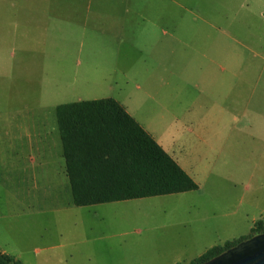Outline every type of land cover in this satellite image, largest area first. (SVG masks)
I'll use <instances>...</instances> for the list:
<instances>
[{"label": "rangeland", "instance_id": "1", "mask_svg": "<svg viewBox=\"0 0 264 264\" xmlns=\"http://www.w3.org/2000/svg\"><path fill=\"white\" fill-rule=\"evenodd\" d=\"M235 1L249 4L248 0H225V6L230 8ZM220 3L219 0H0L2 247L20 255L27 264H190L215 246L247 238L255 224L264 221L263 108L250 105L229 111L227 106L231 104H225L220 126L210 120L190 126L184 120V112L199 97L197 91L193 93L192 84L179 78L166 79L164 76L171 69L165 65L159 66L157 77L140 78L151 72L150 65L143 70L141 64L143 58L152 56L151 49L143 56L135 50H122L128 57L129 78L121 79L118 86L112 83L98 90L93 83L83 81L93 74L86 70L89 49L98 50L97 56L103 55L100 62L114 71L117 64L112 61L115 63L120 51L114 46L89 47L90 34L102 29L86 22L87 18L97 17L94 12L110 9L112 13L99 15L109 20L110 25L105 28L117 29L120 18L146 28L152 22L165 26L163 14L157 13L169 6L175 9L173 24L187 29L170 33L189 45L196 33L190 26L211 20L223 27L225 58L234 49V54L241 57V70H254L263 86L264 31L254 32L249 47L238 46L232 39L241 37L247 43L248 32L240 35L232 31L226 18L223 23L217 21ZM152 7L158 9L147 15ZM125 8L132 11L127 16L120 15L119 9ZM154 17L162 18L151 21ZM263 20V15L258 14L257 21ZM135 33L139 32L129 30L128 35L134 38ZM111 34L115 39L114 32ZM112 37L105 40L112 41ZM163 39L172 41L171 37L160 35V40ZM175 44V72L183 76L186 72L199 73L197 48ZM159 50L164 56L163 48ZM97 65L102 64L97 61ZM74 75L79 78L76 83ZM168 81L170 85L166 84ZM185 89L190 90L188 96L183 94ZM110 97L119 99L157 140L164 142L195 180L197 190L86 207L71 203L67 208L66 201L69 196L71 199L68 191L25 188L32 151L28 135L34 130L27 127V122L44 121L45 126L36 129L55 135L57 105ZM195 104L203 103L197 100ZM172 114L180 121H174ZM42 138L46 141L47 137Z\"/></svg>", "mask_w": 264, "mask_h": 264}, {"label": "crops", "instance_id": "2", "mask_svg": "<svg viewBox=\"0 0 264 264\" xmlns=\"http://www.w3.org/2000/svg\"><path fill=\"white\" fill-rule=\"evenodd\" d=\"M248 1L249 4H241L238 3V1H235L231 3V7L229 8L225 6V0H219V2L221 3L216 10V15L219 16V19H217V21L219 20V23H223V20H225L226 18L228 26L231 27L232 31L237 32L240 35L242 34V32H248V37L246 40L247 43H245V40L241 39V37L232 39L235 44L244 47H249L250 44H252V40H254L255 38V31H264V20L262 23L257 21L258 14L260 17H262V15L264 17V0ZM157 9L158 8L152 7L150 11L142 10V12L144 11V13H146L147 11H149L147 15H150ZM119 11L120 15L123 14L124 16H127L132 10L130 8H125L123 10L119 9ZM110 13H112V10L105 9L100 12H94L93 14L97 15V17L86 19V22L90 21L92 22V24L99 25V28L102 29L95 34H90L92 40L89 41L88 46L91 48L104 46H114L120 48V51L117 52V57H115V63L111 60L113 64H117L115 71L110 70L111 68L106 67L105 62H100V60H102L103 58V55L97 56V54L99 53L98 50L89 49V51L87 52L88 63L86 65V70H88V73L92 72L93 74L83 78V81H86L87 83H93L94 86L96 85L98 90V87L108 86L110 84L112 86V83L113 85L118 86L121 79L127 80L129 78V61L128 57H126L124 51L122 50L128 51V48L131 51H137V53H140L143 56L144 52H149V49H151V51H153L152 56L150 58H143L141 60L143 70H145V67L150 65L151 72L147 73L146 75H140V78L151 79L157 77V70L159 66L165 65V67L171 69V72L169 70L164 76L166 79L170 81L175 78H179L185 83L192 84L194 87L193 93L197 91L195 93H197L199 97L198 99H194V104L192 103L193 105L187 108L184 112V120L187 121L190 126L193 127L194 125H198V121L200 124L202 120H210L212 123L214 122L215 126H220L223 120L225 104H231V106H227L229 111L239 110L242 107L247 108L250 105H258L264 110V82L263 86H261V77L260 75L257 76L254 70H250L249 68L246 70H241V57L239 56V54H234V49H232L231 54L225 58V41L222 38L223 27H220L218 24L216 25L215 23L211 22V20L209 21V19H206V21L202 24L190 26L192 27L191 31H194L196 33L192 35V43L190 42L191 44L188 45L185 39H181V37L176 35L175 33H170L176 32V30L187 29H185L184 26L181 28H177V26L173 24L175 9L170 8L169 6L164 8L161 13H157L163 14V18L166 21L165 26H161L157 23L152 22L148 23L151 25L149 28H146L142 24L138 23H125V20H122L121 18L119 20L117 19L119 23L117 29L113 30L110 27L105 28L106 26L110 25L109 20L100 17L99 15L104 16ZM137 14H140L139 9H137ZM143 17L144 16H141V19ZM160 18L162 17H154L151 19V21H159ZM96 21L98 22V24ZM129 30L137 31L139 33H135L134 38H132V36L128 35ZM143 30L148 31V33L144 34ZM111 32H114L115 39L112 37ZM160 35H162L164 38L171 37L172 41H169L168 39L160 40ZM108 36L112 37V41L105 40V38ZM176 42L178 44L194 46L197 48L196 51L199 54L200 60L199 73L186 72L183 76L182 73L179 74L175 72L174 67L176 51L173 45H176ZM261 42L262 45H264V35L263 41L261 40ZM80 46L83 47L84 43L82 42ZM161 47L163 48L164 56L160 55L161 52L159 49ZM119 53L120 55H118ZM97 61L102 65H97ZM98 68L99 70L97 71ZM74 77V83H76L77 79L79 78H77L76 75H74ZM169 81L166 83L167 85H170ZM189 92L190 90L185 89L183 94L188 96L190 94ZM257 97L258 102L256 100ZM115 100L125 108L127 113H129L190 176L186 169L181 165L179 159H177V157L170 153L168 148L164 145V142L157 140L153 136V134L149 132L138 121V119H136L128 111V109L119 99ZM197 100L202 101L203 104L201 106H197L195 104ZM172 117L174 121H180L177 115L172 114ZM44 126V121L36 120L33 122H27V127H32L34 128V130H30L28 135L29 148H31L32 151L29 154V160L31 161L29 165H27L28 172H26L30 177L27 180L28 183L25 188L29 191L32 187L33 190L44 192L68 191L71 195V199L69 196V199L66 201V206L68 208L70 207L71 203H73V200L70 181L66 174V163L63 154V145L59 126L58 133H56L55 135H49L44 132L42 133L40 130L36 129ZM44 135H46L47 137L46 141L42 138V136ZM43 142H45V144H43ZM0 249L3 253L12 256L22 264H27L22 260L20 255H13L14 253L9 252L1 245Z\"/></svg>", "mask_w": 264, "mask_h": 264}, {"label": "trees", "instance_id": "3", "mask_svg": "<svg viewBox=\"0 0 264 264\" xmlns=\"http://www.w3.org/2000/svg\"><path fill=\"white\" fill-rule=\"evenodd\" d=\"M66 174L77 207L186 193L197 183L115 99L58 105ZM264 233L258 221L252 234ZM215 246L200 264L234 246ZM0 264H22L0 249Z\"/></svg>", "mask_w": 264, "mask_h": 264}, {"label": "water", "instance_id": "4", "mask_svg": "<svg viewBox=\"0 0 264 264\" xmlns=\"http://www.w3.org/2000/svg\"><path fill=\"white\" fill-rule=\"evenodd\" d=\"M202 264H264V233L240 241Z\"/></svg>", "mask_w": 264, "mask_h": 264}, {"label": "flooded vegetation", "instance_id": "5", "mask_svg": "<svg viewBox=\"0 0 264 264\" xmlns=\"http://www.w3.org/2000/svg\"><path fill=\"white\" fill-rule=\"evenodd\" d=\"M260 234H263V233H258V234H252V232H251V234H250V236H248L247 238H245V239H243V240H246V239H249V238H251V237H253V236H256V235H260ZM243 240H241V241H243ZM240 242V241H239ZM238 242V243H239ZM236 245V244H235ZM231 247H233V246H231ZM231 247H229V248H227V249H225L223 252H221L220 254H222V253H224L225 251H227L228 249H230ZM220 254H218V255H220ZM217 255V256H218ZM216 257V256H215ZM214 258V257H213ZM213 258H211V259H213ZM210 259V260H211ZM207 261H209V260H207ZM207 261H205V262H207ZM204 263V262H203ZM200 264H202V263H200Z\"/></svg>", "mask_w": 264, "mask_h": 264}]
</instances>
